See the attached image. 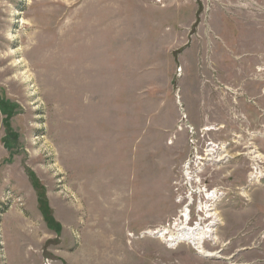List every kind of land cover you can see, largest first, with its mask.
Listing matches in <instances>:
<instances>
[{
    "label": "rangeland",
    "instance_id": "obj_1",
    "mask_svg": "<svg viewBox=\"0 0 264 264\" xmlns=\"http://www.w3.org/2000/svg\"><path fill=\"white\" fill-rule=\"evenodd\" d=\"M0 264H264V0H0Z\"/></svg>",
    "mask_w": 264,
    "mask_h": 264
},
{
    "label": "bare ground",
    "instance_id": "obj_2",
    "mask_svg": "<svg viewBox=\"0 0 264 264\" xmlns=\"http://www.w3.org/2000/svg\"><path fill=\"white\" fill-rule=\"evenodd\" d=\"M219 151H221V150L219 149ZM219 151L214 152L213 148H211V149H209V151H207V156H209L210 160L214 161L216 164L221 163V161H223V159L227 157V155H224L223 152H219ZM256 156H255L256 159L258 158L260 160V156H258V155H256ZM258 159H257V161H258ZM215 195H216L215 192L211 193V197H215ZM208 212L210 213L209 217L215 221L216 215H215V213H213V210L209 209ZM187 219H188V216L186 217V219L183 222H179V221L174 222L173 226L169 230H167V231L166 230H160V231H157L153 234H156L157 237H160V238L167 235L170 237L168 239V241H171L174 243L185 242V243L191 244L192 246H195V248H197V249H200L201 248L200 246L203 243V241L206 240L208 237L213 236L214 230L210 226L191 229L188 227L189 224L186 221ZM213 256H214V254H213Z\"/></svg>",
    "mask_w": 264,
    "mask_h": 264
},
{
    "label": "built area",
    "instance_id": "obj_3",
    "mask_svg": "<svg viewBox=\"0 0 264 264\" xmlns=\"http://www.w3.org/2000/svg\"><path fill=\"white\" fill-rule=\"evenodd\" d=\"M211 148H215V147H211ZM211 148H209V149H211ZM209 149L206 150V158L205 159H203L202 156H196L194 158V162L188 163L187 166H185V169L183 171V183L189 185L190 182H194L193 184L195 185V189H193V190L190 189L187 191V198L190 199L189 201H191V203H192V200H191L192 194L198 195V193H200V191H202V188L200 186V179L197 175L200 172V169H201V166L203 165V162L211 161L209 156H207V151H209ZM207 191L208 190H206V195H207V193H209ZM206 195L204 196L205 199H207ZM188 204H190V203H188ZM196 206H197V203H196Z\"/></svg>",
    "mask_w": 264,
    "mask_h": 264
}]
</instances>
